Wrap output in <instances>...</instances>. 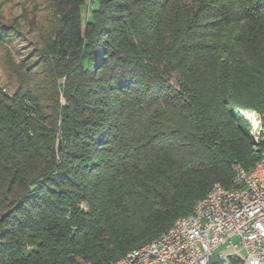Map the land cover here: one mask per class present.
<instances>
[{"label":"trees","instance_id":"trees-1","mask_svg":"<svg viewBox=\"0 0 264 264\" xmlns=\"http://www.w3.org/2000/svg\"><path fill=\"white\" fill-rule=\"evenodd\" d=\"M58 9V127L0 86V264H113L261 158L243 112L264 120V0Z\"/></svg>","mask_w":264,"mask_h":264},{"label":"built area","instance_id":"built-area-1","mask_svg":"<svg viewBox=\"0 0 264 264\" xmlns=\"http://www.w3.org/2000/svg\"><path fill=\"white\" fill-rule=\"evenodd\" d=\"M122 264H264V166L247 190L213 194L151 253Z\"/></svg>","mask_w":264,"mask_h":264},{"label":"rangeland","instance_id":"rangeland-1","mask_svg":"<svg viewBox=\"0 0 264 264\" xmlns=\"http://www.w3.org/2000/svg\"><path fill=\"white\" fill-rule=\"evenodd\" d=\"M58 4L59 0H0V36L7 32L5 41L0 43V86L13 94L24 82V89L44 98L45 125L56 128L59 116L55 103L49 99L54 87L49 78L52 80L51 72H55L56 66L52 45L62 16ZM84 10L87 18V6ZM64 101L61 96V102ZM253 114V111L243 112L252 130L259 123ZM63 145L59 137V151Z\"/></svg>","mask_w":264,"mask_h":264},{"label":"bare ground","instance_id":"bare-ground-1","mask_svg":"<svg viewBox=\"0 0 264 264\" xmlns=\"http://www.w3.org/2000/svg\"><path fill=\"white\" fill-rule=\"evenodd\" d=\"M248 113V112H247ZM254 116V114H253ZM254 130H252V133L255 134L258 132L262 138V142L264 140V125H262L261 122L258 124L254 125ZM258 140V137H256ZM238 166V171L237 167ZM261 166H264V142H263V148L261 150V158L260 160L251 168L248 169L242 164H236L234 167L235 171V176H234V182L231 186H224L221 183H216L213 185V187L210 189L208 192L207 196L205 198L201 199L195 206V209L193 210L192 213L182 216L178 218L175 223L169 228L167 231L162 233L159 237L154 239L153 241L145 244L144 246L134 249L127 253L125 256L120 258L118 261H116L113 264H122L126 262H131V260L134 258V256L138 254H146V253H151L154 246L158 245L160 243V239H163L166 237L167 233H170L171 231H174L175 228L178 225V222H183V221H191L193 215L199 210V208L202 206V204L207 203V202H213V194H225L229 193L230 191L232 192H242L247 190L249 187L252 186V176L255 175L256 172H258L259 168ZM238 180V182H237Z\"/></svg>","mask_w":264,"mask_h":264}]
</instances>
